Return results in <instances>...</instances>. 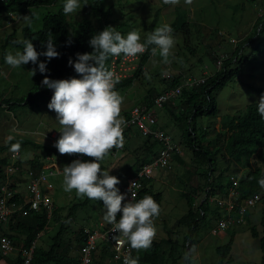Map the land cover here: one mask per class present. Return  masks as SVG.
<instances>
[{
  "label": "rangeland",
  "instance_id": "374dc122",
  "mask_svg": "<svg viewBox=\"0 0 264 264\" xmlns=\"http://www.w3.org/2000/svg\"><path fill=\"white\" fill-rule=\"evenodd\" d=\"M98 1L102 5L103 13L106 14L109 26L121 33L126 34L131 30H136L143 41L155 28L167 23L173 28L176 39L174 55H170L168 63H164L158 54L153 55L146 63L145 70L134 82L135 85L119 92L123 97L120 116L124 121L128 110L137 103L140 94L148 95L150 92L155 97L171 88L174 78L182 75L185 77L213 76L220 69L222 62L233 56L237 44H241L247 36L254 32L257 21L260 18L264 19V0H178L175 4L165 3L164 0H82V9L79 13L68 15V27L71 33L75 24L83 19L90 20L94 25L99 24V18L93 12ZM62 6L63 0H57L50 7L34 8L29 10L28 14L14 10L15 17L11 21L6 20L8 12H5L0 21V147H6L0 152V160H6L5 164L0 163V168H3L0 181L4 176L6 166L15 161L20 167V172L17 177L13 178V183L23 193L27 187L24 180L25 171L35 164L38 165L39 160L47 153L31 145L25 146L19 140H30L53 148L49 137L52 132H59L60 125L57 121V113L48 109V104H39L33 109L20 107L10 111L4 101H15L27 96L37 81H43L45 75L49 77L51 61L47 62L48 71L44 74L38 71V64L33 65L31 62L20 68H14L5 62L4 57L8 52L14 54L22 50L8 46L3 53L2 45L5 38L13 33L21 38L22 30L30 23L31 16L34 17L31 26L33 30H38L42 27L44 15L48 12H56ZM181 24H184L185 28H181ZM44 50H46L45 46L41 51ZM239 59H242L243 63L240 65L238 76L218 90L216 94L217 117H204L197 122L198 128H206L212 133L206 138L205 145L209 141H214L216 134H223L226 131L227 121L237 111L249 104L257 103L264 95L254 90V88H264V34L255 36L247 43L241 50ZM45 60V57H39V61ZM34 67L37 68L35 75L31 72ZM179 104L180 100L175 105L179 106ZM160 111L162 113L157 116V120L162 130L167 132L175 142L182 144L179 123L171 116L168 109H160ZM174 114L179 116L180 110L175 108ZM123 137L124 149L120 152L110 149L100 162L102 170L111 171L110 175L120 180L117 185L120 192L126 180L136 172L135 164L143 156L141 149L146 141L136 127L131 128L129 132L125 131ZM17 144H19L18 149L14 147ZM15 153H18L17 158H14ZM78 155L82 154H68V158L73 162L78 159ZM182 155V162H178L175 158L173 171L157 170L154 172L153 181L156 186L153 185L152 188L163 195L160 214L153 218L156 229L153 243H158L163 252V256L161 255L156 264H189L185 246L188 242L199 243L193 247L190 264H221L222 260L216 249L225 245L232 235L235 237L229 256L232 261L227 260L224 264H262L263 254L258 239L252 235V227L261 233L263 201L250 210L242 224L229 229L225 239L212 233L217 225V217L224 215L225 211L221 210L216 202L207 204L208 209L204 218L198 222L197 229L191 235L189 234L188 224L181 221L188 213V205L182 194L186 192L195 196L194 209L197 210L204 200V195H207L205 193L209 187L207 186L208 169L206 166L194 163L192 153L185 145L182 146ZM93 159L95 158L86 155L82 158V160ZM218 160L219 170L216 175L225 171L222 181L217 182L222 187L233 175L241 177L252 168V166L245 168L242 164L228 161L221 156ZM209 188L211 195L216 196L221 192L220 189L212 192V188ZM223 190L226 191L227 188ZM53 200L57 214L49 219L47 230L41 233L38 242V246L45 250L53 244L54 237L70 214L72 206L83 203L86 196L79 195L76 190H65L62 175L55 180ZM103 216L102 201L90 200L87 205L79 207L72 219L65 223L66 242L63 244L64 250L61 251V256L69 250V255L77 259V233L84 226L98 228L101 223L107 224ZM13 225L14 221L0 225V249L2 241L7 237L5 235L10 234V227ZM152 253H154L152 246L148 249L134 248L139 264H150L145 262V256ZM7 258L9 260L0 264H13L16 255L12 254ZM104 263L115 264L113 253L108 246L101 248L94 264Z\"/></svg>",
  "mask_w": 264,
  "mask_h": 264
},
{
  "label": "trees",
  "instance_id": "16d2710c",
  "mask_svg": "<svg viewBox=\"0 0 264 264\" xmlns=\"http://www.w3.org/2000/svg\"><path fill=\"white\" fill-rule=\"evenodd\" d=\"M56 1L57 0L0 1V21L3 19L2 15L5 12H8L6 20L11 21L12 18H10L9 13L13 12L14 10L22 14H28L29 10L31 9L50 7L54 5ZM93 12L99 18V24L94 25L90 20L83 19L75 24L72 33L68 27V15L63 13V6L60 7L56 12H48L45 14L42 18V27L38 30H33L31 24L34 21V17L31 16L30 23L22 30L21 38H18L16 33L8 35L5 38V41L2 45V52L5 53V50L8 46L23 50V45L20 43V41L23 39H30L36 50L39 52L46 45L48 38H52L54 39L56 49L60 55L51 60V72L49 73V78H79V74L75 72L74 67L69 65V59L71 58L75 60L76 53L92 52L93 49L89 46V40L94 34L109 26L106 14L103 13L102 5L99 1L96 8H93ZM180 27L185 28L184 24H181ZM260 34H264L263 18H260L257 21L254 32L247 36L245 40L241 42V44H237L233 56L229 59H225L222 62L220 69L213 76L208 77L205 83L200 86L185 88L179 99V106L169 104L163 108L168 109L171 116L174 117V119L179 123L183 140V143L180 145H185V147L191 151L192 160L194 163L207 167V186L212 188V192L216 191L217 189H220L219 191H221L224 188H228L232 185L230 178L224 187H222L221 184H218L222 181L223 174H225V171H222L220 172V175H216L219 170V156L228 161H234L236 163L242 164L245 168H250V166H252V168L241 177H236L233 175L235 179L239 180V203H241L242 200L256 194H260L262 198L260 202H264V188H261L258 183L261 178H264V119H262L257 113V103L249 104L244 109L237 111L227 121L226 131L223 134H216L214 141H209L206 145L205 140L212 133L210 131L208 132V129L203 130L201 127L198 128L197 122L199 119L204 117H217L218 105L216 94L218 90L225 87L228 82L238 76L240 65L243 63V60L239 59L241 50L247 43L255 38V36ZM151 47L153 46H149L148 53L141 58L140 68L135 73L134 78L126 79L116 84L115 88L118 93L125 88L131 87L136 79L140 77L141 72L144 70L142 68L145 67L146 63L152 56ZM111 59L112 56L109 57L108 61L106 62V67L108 69L110 67ZM237 63L238 65H236ZM182 76L174 78L171 88H174L181 83L183 77H185ZM254 90L264 93V88H254ZM52 95V90L45 87L42 84V81H37L27 96L15 101L5 100L4 104L8 106L10 111L20 107L33 109L39 104H48ZM155 97L149 92L147 97V105H151ZM168 107H170V109ZM175 108L180 110L179 116L174 114ZM129 131H131V129H128L126 132ZM198 131L200 133H198ZM145 140V146H141V150L143 151L141 154H143V156L139 158L135 164L136 171H138L144 163L156 157L161 147L157 141L150 137H145ZM19 141H21L25 146L31 145L37 149L44 150L48 154L59 155V163L62 167L72 163V160L68 158V155L66 153H59L57 148L45 147L30 140ZM5 149L6 147H0V152L4 151ZM0 163L5 164L6 160H0ZM39 163L43 164L44 162L42 163V161L39 160ZM2 172L3 168H0V173ZM3 180L4 176L2 177L1 181ZM150 183L151 182H145L144 187L139 192L137 200L143 198L145 195H150L159 204L161 210L163 195L160 192L154 191V189L149 186ZM13 187H15V185H13ZM182 196L187 202L188 213L181 219V221L188 224L189 234L191 235L192 232L197 229L198 222L204 218L208 209V205L207 201H202L198 209L195 210V196L186 192H183ZM90 200L91 199L86 197V200L83 203L72 206L70 214L61 224L60 230L54 237L53 244L48 250L38 246V242L41 237H38V235L47 230V223L49 219H51L53 215L57 214V210L55 211V209H53L50 218L47 211L44 209H42L40 212L30 211L27 213V215H23L22 213L16 214L13 220L14 225L10 227L11 232L5 236L12 240L16 248L20 246L29 248L35 241H37L32 264H76L77 259H74L69 255V250H66V254L61 256V251L64 250L63 244L66 242L65 233L67 227L65 226V223L66 221L72 219L79 207L87 205ZM123 203L124 202L122 201V204ZM119 215H121V213L117 214V216ZM260 225L262 227L261 233L258 232L255 227H252V235L255 239H258L260 243L263 254L262 264H264V209L262 212ZM84 228L85 226L77 233L76 240L78 242V246L82 242ZM234 241L235 237L232 235L225 245L216 249L222 260L221 264H224V262H227V260L229 262L232 261L231 258L229 259V256L232 251ZM195 244L196 242H188L187 245L185 244L189 257L188 263H190L192 259L193 247ZM151 246L154 249V253L150 254L149 256H145V262L156 264L161 255L163 256V252L161 251L158 243L152 242ZM7 259L8 258L0 251V263ZM20 262V258H16L15 261H13V264H20Z\"/></svg>",
  "mask_w": 264,
  "mask_h": 264
},
{
  "label": "clouds",
  "instance_id": "9594fccd",
  "mask_svg": "<svg viewBox=\"0 0 264 264\" xmlns=\"http://www.w3.org/2000/svg\"><path fill=\"white\" fill-rule=\"evenodd\" d=\"M164 2L175 4L178 0ZM81 9L82 0H63L65 15L79 13ZM20 43L23 45L22 51L14 54L8 52L4 57L5 62L14 68L31 62L33 65L38 64V71L44 74L48 71L47 62L60 55L52 38H48L46 50L39 52L30 39H23ZM175 44L173 28L167 23L155 28L143 41L136 30L124 34L108 26L89 40L92 52L76 53L75 60L69 59V65L74 67L79 78L51 79L45 75L42 81L45 87L53 91L47 107L57 113L60 125V137L54 147L61 154L79 153L95 158L76 159L63 167L65 190H76L79 195L102 201L103 219L112 225L113 233H118L113 235V239L118 244L127 242L135 249L151 247L156 234L153 218L159 216L160 206L150 195L136 200L133 192L136 183H132L129 188L132 199L122 204L127 194H122L117 187L120 180L110 175L111 171L102 170L100 162L108 151L122 146L125 126L120 116L123 97L116 91L117 81L114 73L106 67V62L109 57L121 54L135 57L153 46L152 54H158L164 63H168L170 55H174ZM41 56L46 60L39 61ZM36 71L34 67L31 72L35 75ZM256 110L264 119V95L257 102ZM14 147L18 149L19 144ZM258 183L264 188V178ZM118 213H121L119 219ZM124 264H139V258L126 255Z\"/></svg>",
  "mask_w": 264,
  "mask_h": 264
},
{
  "label": "built area",
  "instance_id": "2783aa9c",
  "mask_svg": "<svg viewBox=\"0 0 264 264\" xmlns=\"http://www.w3.org/2000/svg\"><path fill=\"white\" fill-rule=\"evenodd\" d=\"M0 1L5 2L7 0ZM9 16L12 19L15 17L13 12H10ZM147 53L148 49L135 57H127L124 54L112 56L109 70L114 73L116 84L123 80L134 78L135 73L140 68L141 58ZM207 78L206 76L183 77L178 86L161 92L154 98L151 105H134L130 109V116L124 121L123 132L136 127L144 137L152 138L161 147L156 157L144 163L138 171L134 172L126 180L121 190L122 194H127L126 200L123 201L124 203L132 199V192L129 190L132 183H136L133 192L137 200L145 182H151L154 179L155 171H173V162L177 156L182 154V146L175 142L167 132L158 127L157 112L166 105H175L185 88L200 86L205 83ZM203 130H206V128H203ZM59 137L60 132L51 133L49 137L51 147L56 148L54 143ZM124 146L125 140H123L122 146L113 147L112 149L115 152H120L124 149ZM17 156L18 153H15L14 158H17ZM84 156V154L78 155V159H82ZM41 161L44 163L35 164L32 168L25 171L24 180L27 187L24 193L20 192L16 186L13 187V178L18 176L20 167L16 165L15 161L6 166L4 180L0 183V225L12 222L18 213L27 215L30 211L40 212L42 209L47 211L49 218L51 217L54 209L53 192L55 180L63 175V167L59 163V155L57 154L47 153ZM230 180L232 185L226 191L221 190L216 196L211 195V189L207 187L205 193L207 195H204V200H202L207 201V204L216 202L219 208L225 211L224 215L217 217V225L212 230L214 235L226 233L232 227L242 224L246 215L262 199L260 194H256L239 203V180L233 176L230 177ZM119 217L120 215L117 216V219ZM113 235H118V233H113L112 225L110 224L101 223L98 228L85 227L82 242L78 246L76 264H94L96 256L99 255L101 248L104 246L110 247L115 264H124V257L129 254L135 258L134 248H131L127 242L118 244L113 239ZM40 236L41 234L38 235V237ZM120 239L125 238L120 237ZM36 245L37 241L29 248H16L12 240L6 237L1 243L0 251L6 257L15 254L16 258H20V264H32Z\"/></svg>",
  "mask_w": 264,
  "mask_h": 264
},
{
  "label": "crops",
  "instance_id": "0c3cea01",
  "mask_svg": "<svg viewBox=\"0 0 264 264\" xmlns=\"http://www.w3.org/2000/svg\"><path fill=\"white\" fill-rule=\"evenodd\" d=\"M144 70H145V67H144ZM135 84L133 83V85L131 86V87H133ZM121 92V91H120ZM147 97H148V95L147 94H140V96H139V98H138V100L136 101L137 103H135L134 105H137V104H142V105H147L148 104V100H147ZM133 105V106H134ZM132 108V107H131ZM130 108V109H131ZM130 109L128 110V114L126 115V117H128L129 118V116H130ZM158 114H157V116H160V114L162 113V111H158L157 112ZM128 118H126V119H128ZM158 127L160 128V129H162V126H161V124L160 123H158ZM178 162H182L183 161V155L181 154V155H179V156H177V159H176ZM175 161V160H174ZM173 164H174V162H173ZM154 180V179H153ZM151 181V183L149 184V186H153V185H155V183H154V181ZM156 186V185H155ZM215 236H218L219 238H221V239H225L227 236H228V231L226 232V233H221V234H219V235H215ZM197 244H199L198 242H196V244L195 245H197ZM197 253H198V251H197ZM192 255H193V253H192ZM199 255V254H198ZM192 260V259H191ZM190 263H191V261H190ZM189 263V264H190Z\"/></svg>",
  "mask_w": 264,
  "mask_h": 264
}]
</instances>
